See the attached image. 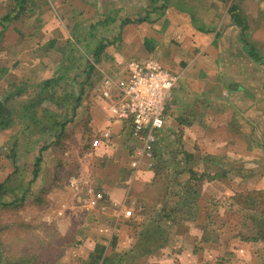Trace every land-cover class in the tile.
I'll return each instance as SVG.
<instances>
[{
  "label": "crops",
  "instance_id": "crops-1",
  "mask_svg": "<svg viewBox=\"0 0 264 264\" xmlns=\"http://www.w3.org/2000/svg\"><path fill=\"white\" fill-rule=\"evenodd\" d=\"M137 1L0 0V93L24 87L11 104L18 102L25 92L31 94L36 86L39 89L44 81L55 79L52 75L59 70L63 74L69 71L71 54L79 51L91 58L102 45L96 64L114 73L110 77L117 80L126 78L131 61L153 60L168 65L177 81L166 114L170 120L171 104L174 124L182 125L187 135L196 138L195 152H202L206 159L202 164L206 173L198 175L190 168L201 179L196 195H191V207L185 208L188 195L175 196V215L182 225V217L190 215L191 224L186 228L181 225L182 229L173 227L175 234L168 236L166 245L153 254L142 255L143 238L136 235L133 214L154 183V164L135 174L130 167L123 168V159L131 157L135 145L127 126L111 124V142L95 151L100 164L94 171V185L76 177L64 188L68 195H36L34 190L33 195L25 196L23 207L11 210L19 215L14 221L0 223L2 264H264V239L242 238L236 232L237 223L216 221L227 215L225 202L245 193L231 187L236 180L227 181L224 175L209 177L216 163L220 167L218 158L249 155L245 140L225 130L233 115H242L245 110L240 106L246 104V98L238 94L245 88L239 63L243 56L249 57L247 49L244 52L245 36L242 40L239 36L241 49L233 59L229 44L222 46L227 38L214 24L208 25L206 17L212 12L201 9V0H152L142 17L135 14L137 19H131L124 4L144 9ZM234 2L249 33L254 30L251 25H258L256 35L264 36V0H230L229 7ZM228 8L227 21L234 28ZM125 20L130 22L121 25ZM196 98H203L202 106ZM217 103L223 106L213 114L208 105ZM94 106L93 123L99 127V135L109 126V115L105 102L98 101ZM198 119L208 125L196 124ZM215 122H223L225 127L218 129ZM18 123L16 120L13 126ZM188 154L195 158L194 151ZM259 176L257 182L261 179L262 183L264 171ZM257 182L253 191L264 192V186ZM87 189L102 193L105 202L91 208ZM172 198H166L167 211ZM126 212L131 216L126 217ZM246 218L244 231H253L254 223ZM256 245L262 246V253Z\"/></svg>",
  "mask_w": 264,
  "mask_h": 264
},
{
  "label": "rangeland",
  "instance_id": "rangeland-1",
  "mask_svg": "<svg viewBox=\"0 0 264 264\" xmlns=\"http://www.w3.org/2000/svg\"><path fill=\"white\" fill-rule=\"evenodd\" d=\"M217 1L218 0H201L200 6L201 9H211L212 14L206 17L209 20L208 25L212 26L214 24L213 27L220 31L223 37L227 38L222 46L225 48L227 44H229L232 48L233 57L231 58L235 59L234 56L238 52L237 49H241V44L238 43L240 41V39L238 41V38L241 35V31L239 28H232L231 24L227 21L228 15L225 11L231 4L230 0L221 4ZM140 3H143L145 7L144 9L137 8L133 3L130 7L127 4H124V6L127 7H125V11H127L128 14L130 13L129 15H131V19H137L134 16L135 14H139L138 16L142 17L143 10L147 11L150 9V6H152V0L137 1V4ZM140 9L141 12H139ZM251 26H253L254 30L250 31V34L248 31L249 27L247 28L244 33L245 40L261 57L264 58V36L261 35L263 33H260L259 36L258 34L256 35L257 30H255V28L258 25ZM263 26L264 25L262 24L261 28H263ZM247 31L248 34L246 33ZM252 35H255L257 38H253ZM250 41L252 43L254 42V44ZM218 43H222L221 40H219ZM77 48L85 51L81 47ZM245 49L248 48H244V52ZM79 53L80 52L78 51V53L74 52L71 54L70 69L65 73V77L59 81L54 95L52 96V98H56L58 101L71 102L73 99L77 98L79 92L82 90L80 103L75 108L74 113L69 112V124L59 140L62 141V150L61 148L46 149L48 144L53 142L55 134L48 132V129L45 130L46 124L49 121H47V117L44 118L45 116H48L45 114L44 109H48L47 107H49L48 117L52 118V120L57 119L62 122L65 121L67 110L62 108L57 109L54 104L49 102H45L43 106L39 107L36 113L37 116L46 119V123H44L45 127L28 125L27 120H20L17 125L8 129V131L0 130V183L7 181V183L4 184L7 191L6 195H11L10 193L12 192H14L13 194L15 195H21L22 192L24 193V190V195H33L32 192L34 190L36 195H48L50 193L54 194V192L58 195H68L64 188H68L70 181L76 179V177H79L83 182H89L91 185H94V171L97 165L100 164L95 152L97 148H93L92 146L93 140L98 138L97 131L99 129L97 124L93 123V118H95L93 115L94 104L99 101L98 97L95 95L97 89L94 87L104 76H114V73L104 70L101 64H94L90 57L83 59L82 54ZM239 64L241 65L240 72L245 88L238 94H242V96L246 98V104L240 106V109L245 110L242 112V115L234 114L229 121V128L226 127L227 129L225 130L228 132L231 130V134L240 136V138L245 140V143L249 148V155L241 159L235 158L234 156L218 158L217 162L220 167H217L216 163L213 169L210 168L212 175H209V177L219 178L220 175H224L223 177L227 178V181L236 180V182L232 183L231 187H239L237 190H242V193L247 194L253 191V188L256 187L257 179L260 177L259 174L264 171V65H255L254 61L246 55L242 57V61ZM91 65L93 66V70L88 75L87 73L89 72L88 70ZM162 65L167 71L174 73L173 70L168 68V65L165 63ZM186 65L187 64L185 63L184 66ZM66 66H69V64H66ZM61 73V70H59V72L52 76L57 78ZM238 75L239 73H236L235 77H238ZM37 90L38 86H36L34 90H31V94L25 92L22 100L13 103L10 106L15 110L18 109L22 103L26 104L29 99L33 98V96L35 97ZM209 96H212V94L210 93ZM196 99V102L202 106L203 98ZM171 106L172 105L170 104V120L167 123V126L158 134L153 152V164L157 161V158L162 159L165 163L171 162V159L175 158V161L180 165H175L171 162V167L169 168V166H165L166 172L163 170L160 176L165 177L166 175L169 178L167 193H171L170 195L176 193L175 196L188 195L185 194V192L188 193L189 190L190 195H188L187 198L194 199L191 197V194H193V191L195 193L197 192L196 189L200 186V179L198 180L199 177L197 175L194 179L193 177L191 178L189 172L193 169L195 171L194 173L198 175H201L202 172L206 173L203 171L205 170L204 166H202L203 162H206V159H204L205 154L202 152L196 153V138L194 139V137L187 135L182 125L179 126L174 124L175 118L171 115V110L173 111ZM221 106L223 105L221 104L219 106V103L208 105V109L214 114ZM210 114L213 116L212 113ZM205 121L206 120L204 119H198L195 123L201 126L205 124L208 125V122L205 123ZM208 121H211V119L208 118ZM215 127L219 129L220 127H225V125H223V122H217ZM183 151H186L185 153L187 154L189 151H194L195 158L192 157L193 160H187ZM154 153L158 156L156 159ZM38 156L42 157L39 166V174L34 182L29 184V181L32 178L35 159H37ZM123 160V168L127 169L129 167L130 158L126 157ZM184 164L186 165L185 167L183 166ZM238 174L240 175L237 176ZM170 178L174 181L172 179L170 181ZM177 178L179 181L184 182L183 184H180L182 185L180 187L177 183L182 182H175ZM261 181L262 180L259 179L257 184L259 186H264V180L262 183ZM161 183L163 182H160L159 180L149 187L144 203L152 202L153 198L159 199V195H156L155 189L158 188V184ZM184 187H186L185 190ZM7 199L9 201L12 198L8 196ZM170 204L169 207L171 208L169 209L176 208L174 207L176 205L175 197L172 198ZM140 205L143 206L142 202ZM188 207H191V204L185 206V208ZM223 209L228 211L227 215L220 221H216L223 223L226 221L229 222V224L232 222L237 223L236 232H238L242 238H255L259 235L261 229L264 230L262 227L258 226L259 220L255 219L252 220L255 225L254 230L250 232H246V230L244 231L245 215H247L248 219H252V214L241 208V205H238L237 201L233 200L231 202H225ZM139 211L136 209L135 213L138 214L140 213ZM249 215H251V218ZM18 216L10 209H1L0 223L7 220L14 221ZM182 219L184 221L183 225H185L186 228V226L191 224V219H193V217L185 215ZM140 221L141 219H136L135 225L137 223L139 224ZM207 236L213 239L212 235L208 234ZM258 241H260V239H258ZM256 249L258 252L262 253L261 249L263 248L261 245H256ZM261 257L264 259V254Z\"/></svg>",
  "mask_w": 264,
  "mask_h": 264
},
{
  "label": "trees",
  "instance_id": "trees-1",
  "mask_svg": "<svg viewBox=\"0 0 264 264\" xmlns=\"http://www.w3.org/2000/svg\"><path fill=\"white\" fill-rule=\"evenodd\" d=\"M221 2H224L225 0H219ZM228 14L231 16L233 25L240 29L241 31V40L244 36L245 31L247 30L248 26L244 20V18L241 15V11L238 8L236 2L232 3V5L227 10ZM130 21L125 20L121 23V25H126ZM96 29V27H92ZM245 45L247 46V54L249 58H251L255 63L258 65L263 64L264 65V58L261 57L256 50L249 45L245 39H243ZM104 49V45L100 46L97 52L94 54V56L91 57L92 62L94 64L97 63V58L99 53ZM88 56V55H87ZM87 56H82L83 59H87ZM93 70V66L91 65L89 68V72ZM65 72V71H64ZM65 77V73H61L57 78L46 80L43 82L42 86L37 90L36 96L31 99L25 104L22 103V105L18 109H13L10 104L12 101H14L16 98H19L21 94L24 92V87H16L14 90H10L4 94L0 95V130H6L10 127H12L16 120H27L28 125H39L40 127H45L44 123H46L47 117V124L45 127V130L50 132L51 134H55L53 142H50L48 144L47 148L50 149H63L62 141H59L60 138L63 136L64 131L66 130L67 125L69 124V112L74 113L75 108L79 105L82 95V90L79 92V95L76 99H73L71 102L69 101H58L56 98H52L54 95V92L58 86V83L60 80H62ZM35 95V94H34ZM45 102L52 103L56 106V108H62L67 110V114L65 115V121H59L57 119H53L48 117L49 116V107L48 109H44V112L46 115L44 118L39 117L36 115L37 109ZM61 102V103H60ZM69 110V111H68ZM42 114V113H41ZM68 117V118H67ZM42 118V119H41ZM52 120V121H50ZM24 128V127H23ZM184 156L188 159H192V155H189L183 151ZM155 159L158 157L154 153ZM42 157L38 156L37 159H35V164L33 166L32 171V178L29 181V184L34 182V180L37 178L39 174V166L41 164ZM155 161V160H154ZM172 164H178L175 161V158L171 159ZM171 162H164L162 159H158L154 162V184L160 180V182H163L161 184H158V188L155 189L156 195H159V199L153 198V201L150 203H144V200L138 201V205L136 206L138 211L140 213L133 214V218L141 219L140 223L136 224L137 227V237L140 236L143 238V242L140 244V248L143 251L142 255H146L150 252L155 253L157 250L161 249L163 245H166L168 242V236L171 234H175V232L172 231L173 227H181V221H179V218L175 215L176 212L173 209L166 210L167 207V201L166 198L171 194L167 193V185L169 183V178L165 175V177H160L162 171H165V166L171 167ZM185 167V165H183ZM173 172V171H172ZM189 172V171H188ZM189 174L191 175V178H195V174L190 171ZM163 178V179H162ZM175 178V177H174ZM172 178H170L171 181ZM173 180V179H172ZM201 180V179H200ZM174 181V180H173ZM182 182L179 181L178 178L175 180V182ZM188 182V181H187ZM7 181H4V183H0V210L1 209H7V210H14V208H21L24 206L25 202V190L24 193L22 192L21 195H15L14 192L10 193L11 195H6L7 191L5 188V185ZM172 183V182H170ZM177 183V185L180 187L183 184ZM151 187V186H150ZM186 189V187H184ZM149 191V189L147 190ZM149 194V193H148ZM147 194V195H148ZM185 194L190 195V192L188 190V193L185 192ZM154 195V196H156ZM176 193H173V196L175 197ZM196 195V193L193 191V194ZM10 196L12 199L8 201L7 197ZM193 201L192 198H187L185 201L186 203L191 204ZM234 201H237L238 205H241V208L250 211L252 214V220H259V225L264 229V192L261 191H251L245 195L237 197ZM140 202H142L143 206H141ZM163 204L162 207H160V204ZM236 204V203H235ZM161 208V209H159ZM161 212H164V214H161ZM251 218V217H250ZM135 225V227H136ZM182 229V227L180 228ZM173 232V233H172ZM253 240L264 239V230H260L259 235L255 238H251ZM139 245V244H138ZM152 247V250L149 248ZM0 264H2V251H1V243H0Z\"/></svg>",
  "mask_w": 264,
  "mask_h": 264
},
{
  "label": "built area",
  "instance_id": "built-area-1",
  "mask_svg": "<svg viewBox=\"0 0 264 264\" xmlns=\"http://www.w3.org/2000/svg\"><path fill=\"white\" fill-rule=\"evenodd\" d=\"M176 81L173 73L153 60L129 62L126 78L117 80L104 76L94 88L99 101L106 103L109 126L93 140V148L110 143V125L122 123L127 126L135 145L130 157V170L135 174L141 168H152L158 134L169 122L166 108ZM86 192L91 208L105 202L102 193L92 189ZM125 216L130 217L131 213L126 212Z\"/></svg>",
  "mask_w": 264,
  "mask_h": 264
}]
</instances>
